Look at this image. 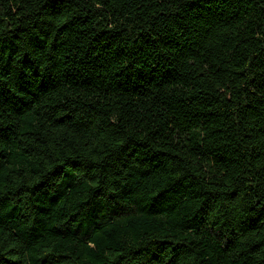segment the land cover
I'll list each match as a JSON object with an SVG mask.
<instances>
[{
    "label": "trees",
    "instance_id": "1",
    "mask_svg": "<svg viewBox=\"0 0 264 264\" xmlns=\"http://www.w3.org/2000/svg\"><path fill=\"white\" fill-rule=\"evenodd\" d=\"M0 264H264V0H0Z\"/></svg>",
    "mask_w": 264,
    "mask_h": 264
}]
</instances>
